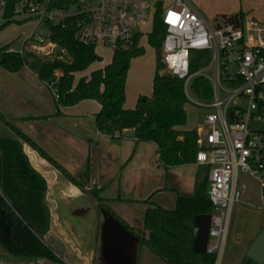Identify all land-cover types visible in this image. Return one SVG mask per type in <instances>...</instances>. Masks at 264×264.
<instances>
[{"label":"crops","instance_id":"0c3cea01","mask_svg":"<svg viewBox=\"0 0 264 264\" xmlns=\"http://www.w3.org/2000/svg\"><path fill=\"white\" fill-rule=\"evenodd\" d=\"M238 11L264 22V12L250 8L243 11L241 5ZM149 35L139 40V47L143 50L141 42L143 39L148 42ZM97 54L101 61L93 64L99 66L92 68V64L85 71L76 73V81L108 64L113 52L107 60ZM154 71L149 86L143 87L141 83L136 85L137 78L130 74L129 66L125 83L126 109L134 108L140 96L151 95ZM133 80L135 85L131 86ZM100 107L93 99H84L70 106L58 105L46 82L29 67L10 72L0 66V124L11 133L0 135V138L13 136L2 117L29 139H22L21 144L30 165L45 179V202L50 223L43 236L51 243V250L66 264H111L117 259L118 252L123 264H168L141 241L144 214L154 206L172 209L169 207L174 208L179 196H192L196 176L205 166L184 164L165 170L159 161L156 145L137 141L133 129H125L116 137L99 132L95 114ZM197 123L191 128L186 121V125L178 130H194ZM182 138L180 134L179 140ZM32 143L53 158L66 173L79 176L87 172L88 181L81 177L78 181L83 186L72 183L60 168L42 157ZM172 174H177V178L170 183ZM91 185L100 188L98 196L101 201L91 194L88 188ZM241 190L246 198H259L257 184L251 187L242 183ZM263 228L264 220L258 232L244 246L243 253L235 256L233 264L241 263Z\"/></svg>","mask_w":264,"mask_h":264},{"label":"built area","instance_id":"2783aa9c","mask_svg":"<svg viewBox=\"0 0 264 264\" xmlns=\"http://www.w3.org/2000/svg\"><path fill=\"white\" fill-rule=\"evenodd\" d=\"M6 0H0V17ZM158 1L154 0H13L10 20L43 23L27 33L20 48L9 53L52 57L59 46L49 38L47 24L71 23L75 39L84 45L105 47L112 52L139 47L142 36L151 33ZM165 27L162 41L168 70L184 81L190 104L208 108L194 130L199 150L196 164L207 167V195L214 210L208 233L207 253L215 254L219 264L231 210L240 200L239 176L255 179L264 204V128L253 126L264 120V22L248 16L220 20L211 25L187 0L159 5ZM203 55V56H202ZM208 63L191 71L194 60ZM209 71H211L209 73ZM59 75V72H56ZM195 77L207 79L211 98L199 100L189 93ZM57 101L55 82H46ZM45 257L6 259L0 264H66Z\"/></svg>","mask_w":264,"mask_h":264},{"label":"trees","instance_id":"16d2710c","mask_svg":"<svg viewBox=\"0 0 264 264\" xmlns=\"http://www.w3.org/2000/svg\"><path fill=\"white\" fill-rule=\"evenodd\" d=\"M243 18L239 11L230 16ZM15 20H4L0 30ZM26 21H18L22 23ZM49 38L64 50L66 56L39 57L31 52L9 53L11 44L0 46V66L10 72L29 67L44 82H55L58 105L70 106L84 99H93L100 104L95 114V124L99 132L111 137L118 136L125 129H133L137 141L152 142L157 147L159 161L165 170L184 164H195L199 150L195 130L179 131L186 125L185 106L190 104L184 91V81L173 75L164 61L162 41L165 27L155 13L149 45L155 50V71L150 96H140L132 109L124 107L125 83L130 62L143 55L141 47L117 50L111 61L102 68L92 70L89 76L75 80V74L100 62L93 45H84L75 39V28L71 23L64 26L47 24ZM203 56V55H202ZM204 61L194 60L191 71L198 69ZM59 72V75H56ZM191 89L199 100L211 98V85L203 77L191 80ZM13 132V136L0 138V240L10 254V259L45 257L57 260L55 253L44 242L42 236L49 229L50 216L45 202V179L30 165L21 140L29 139L11 122L3 119ZM180 134L183 135L179 140ZM46 158L74 184L83 186L78 179L88 181L87 172L72 176L57 162L32 143ZM204 168V167H203ZM207 167L196 176L192 196H179L172 209L154 206L144 214L142 243L149 246L168 264H214L216 255L198 254L192 250L193 219L198 214H211L213 204L207 195ZM79 177V178H78ZM99 201L100 188L88 187ZM109 211V209H107ZM122 224L132 231L128 224ZM247 264H257L249 260ZM264 264V263H263Z\"/></svg>","mask_w":264,"mask_h":264},{"label":"rangeland","instance_id":"374dc122","mask_svg":"<svg viewBox=\"0 0 264 264\" xmlns=\"http://www.w3.org/2000/svg\"><path fill=\"white\" fill-rule=\"evenodd\" d=\"M158 1L157 7L159 8L161 2L163 4L168 5L173 2V0H154ZM192 6H194L206 19L208 23L211 25H216L220 22V20H216L217 17L220 16H230L237 12L240 9V5L243 11L246 9L249 10H257L264 12V0H187ZM233 11V13H231ZM239 12V11H238ZM248 14L251 15L250 12ZM253 16V15H252ZM251 17V16H250ZM252 18V17H251ZM15 21L9 24L4 29L0 30V44H11L12 47L18 49L21 46V43L27 33L31 30H37L40 26H43V23H39L36 25V22H22L19 18H14ZM4 20L0 17V23ZM151 30V26H147V31ZM141 44L144 47V53L141 57L135 59L130 64V74H135L137 80L136 85L141 83V85L149 86L150 78L152 77L154 71L155 64V51L148 44L146 39H143ZM97 52L103 55L104 60H107L111 57V51L105 48L99 47L96 49ZM27 52H31L29 49ZM33 53V52H31ZM60 53L61 57H65L66 53L64 50L60 48H55L52 54V57L58 55ZM35 54V53H33ZM39 57H44L42 55H37ZM208 63V59H205L204 64ZM201 65V66H202ZM99 66L98 64H93L91 67L95 68ZM200 66V67H201ZM199 67V68H200ZM211 71H209L210 73ZM131 83V86L135 85ZM148 83V84H147ZM130 86V87H131ZM149 88V87H148ZM191 84H189V93L190 95L198 99L194 92L191 89ZM186 109V121L188 122V127L193 128L197 122H200L203 119V116L206 112L211 111L208 108H200L193 104H188L185 106ZM253 126L258 128H264V120L255 123ZM11 135L9 129L0 124V135ZM204 168L201 169L203 172ZM177 175V174H176ZM172 174V178L169 179L171 183L177 176ZM253 181V182H252ZM244 183L247 186L251 185L253 187L256 185L255 179L252 177L240 174L239 176V184L238 189L240 190V200L236 202L231 210L229 224L227 228L225 244L223 248V254L219 264H233V260H235L236 255H240L243 253L244 246L248 244V242L253 238V236L258 232L259 225L264 220V204L260 200V196L258 199H254L253 197H245L243 190H241V184ZM258 186V185H257ZM256 197V196H255ZM167 206V205H164ZM173 208V207H169ZM43 240L46 241L47 245L51 247V243L49 240L42 236ZM52 248V247H51ZM56 249V248H55ZM0 256L3 258H11L8 250L5 248L3 241L0 240ZM124 260L121 254L117 253V259H115L111 264H123ZM241 264V263H239Z\"/></svg>","mask_w":264,"mask_h":264},{"label":"water","instance_id":"95a60500","mask_svg":"<svg viewBox=\"0 0 264 264\" xmlns=\"http://www.w3.org/2000/svg\"><path fill=\"white\" fill-rule=\"evenodd\" d=\"M13 0H6L1 18L3 20H10L12 16ZM88 192V191H86ZM94 201H97L93 198ZM211 215L198 214L193 219L192 230V250L198 254L207 253L208 233L210 227ZM249 260L257 264L264 263V228L255 237L245 253V257L241 264H247Z\"/></svg>","mask_w":264,"mask_h":264}]
</instances>
